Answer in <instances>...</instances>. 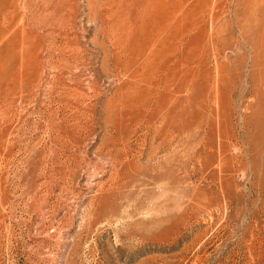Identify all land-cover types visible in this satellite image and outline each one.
I'll list each match as a JSON object with an SVG mask.
<instances>
[{
  "label": "rangeland",
  "instance_id": "rangeland-1",
  "mask_svg": "<svg viewBox=\"0 0 264 264\" xmlns=\"http://www.w3.org/2000/svg\"><path fill=\"white\" fill-rule=\"evenodd\" d=\"M125 1L0 0V264H264V0L148 67Z\"/></svg>",
  "mask_w": 264,
  "mask_h": 264
},
{
  "label": "bare ground",
  "instance_id": "bare-ground-1",
  "mask_svg": "<svg viewBox=\"0 0 264 264\" xmlns=\"http://www.w3.org/2000/svg\"><path fill=\"white\" fill-rule=\"evenodd\" d=\"M124 6H126L125 9H119L111 15L112 19L104 24L105 28L113 29L120 34L116 41L121 44L128 55L136 56V60L138 57L140 59L145 57L147 67L157 58H161L164 62L167 61L168 56L170 59L174 54L182 57L187 35L194 30L198 29L200 32L202 30L200 27L204 21V15L201 14L202 9L211 6L210 13L207 15L209 22H212L216 16L215 5H211L209 0H127ZM195 10L198 12L197 15H194ZM151 81L147 83V93L155 95L159 93L158 86Z\"/></svg>",
  "mask_w": 264,
  "mask_h": 264
}]
</instances>
